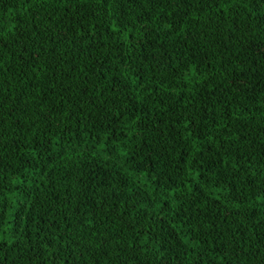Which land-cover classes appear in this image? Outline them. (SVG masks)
<instances>
[{
    "label": "trees",
    "instance_id": "obj_1",
    "mask_svg": "<svg viewBox=\"0 0 264 264\" xmlns=\"http://www.w3.org/2000/svg\"><path fill=\"white\" fill-rule=\"evenodd\" d=\"M0 264H264V0H0Z\"/></svg>",
    "mask_w": 264,
    "mask_h": 264
}]
</instances>
